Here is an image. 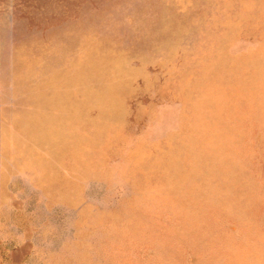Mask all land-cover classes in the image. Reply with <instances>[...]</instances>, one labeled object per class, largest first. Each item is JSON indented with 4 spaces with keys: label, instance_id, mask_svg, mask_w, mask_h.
Returning <instances> with one entry per match:
<instances>
[{
    "label": "rangeland",
    "instance_id": "1",
    "mask_svg": "<svg viewBox=\"0 0 264 264\" xmlns=\"http://www.w3.org/2000/svg\"><path fill=\"white\" fill-rule=\"evenodd\" d=\"M0 264H264V0H0Z\"/></svg>",
    "mask_w": 264,
    "mask_h": 264
}]
</instances>
